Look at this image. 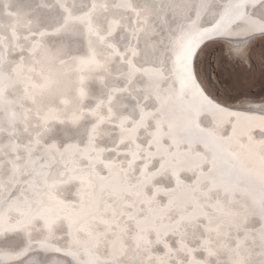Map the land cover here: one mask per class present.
Wrapping results in <instances>:
<instances>
[{
    "label": "snow or ice",
    "instance_id": "snow-or-ice-1",
    "mask_svg": "<svg viewBox=\"0 0 264 264\" xmlns=\"http://www.w3.org/2000/svg\"><path fill=\"white\" fill-rule=\"evenodd\" d=\"M261 6L114 0L134 18L123 26L125 47L107 53L122 82L109 90L122 98L121 114L111 118L116 160L96 175L100 159L70 168L71 147H33L13 136L0 150L8 166L0 175V264H173L175 253L191 252L189 227L205 232L201 250L208 239L226 241L227 264H264V84L258 92L247 84L257 72L252 53L264 45ZM213 54L246 63L248 75L210 77ZM68 179L70 199L56 186ZM106 201L110 215L100 225ZM234 208L239 216L230 215ZM244 217L255 227H241ZM146 233L163 252H152Z\"/></svg>",
    "mask_w": 264,
    "mask_h": 264
},
{
    "label": "bare ground",
    "instance_id": "bare-ground-1",
    "mask_svg": "<svg viewBox=\"0 0 264 264\" xmlns=\"http://www.w3.org/2000/svg\"><path fill=\"white\" fill-rule=\"evenodd\" d=\"M113 3L0 0V105L8 102L6 107L14 114V124H10L4 118L5 111H0V150L13 136L20 144L31 143L33 147L52 146L57 151L71 147L70 168L100 159L102 164L92 169L96 175L116 160L113 149L118 140L111 118L121 114L122 98L113 97L109 90L122 82L114 79L119 66L109 61L107 53L114 45L125 47L123 26L131 25L134 18L115 9ZM257 14L264 15V6L257 8ZM109 25L113 26L111 30ZM117 25L121 26L119 30ZM7 170L0 156V175ZM72 183L68 179L56 186L70 199ZM240 214L239 208L230 210L232 216ZM109 215L106 201L96 223L106 224ZM240 225L254 228L256 221L244 217ZM150 226H158L155 219ZM126 227L130 230L132 224ZM200 237H205L200 227L187 228L186 246L191 252L187 256L175 253L173 264L192 260L197 264H227L228 243L208 239L201 250ZM144 243L153 253L164 251L151 233H146ZM167 243L176 249V236L169 235Z\"/></svg>",
    "mask_w": 264,
    "mask_h": 264
},
{
    "label": "rangeland",
    "instance_id": "rangeland-1",
    "mask_svg": "<svg viewBox=\"0 0 264 264\" xmlns=\"http://www.w3.org/2000/svg\"><path fill=\"white\" fill-rule=\"evenodd\" d=\"M252 62L257 65V72L248 77V87L252 92H258L262 84H264V76L261 75L260 66L264 65V45H261L252 53ZM209 67V76L212 72H216L222 79H234L233 73L245 76L248 75L246 63H229L225 60L220 62L218 54H213Z\"/></svg>",
    "mask_w": 264,
    "mask_h": 264
},
{
    "label": "water",
    "instance_id": "water-1",
    "mask_svg": "<svg viewBox=\"0 0 264 264\" xmlns=\"http://www.w3.org/2000/svg\"><path fill=\"white\" fill-rule=\"evenodd\" d=\"M33 36H35V35H31L30 37H33ZM10 103V102H9ZM4 104H5V106H4V108H5V115H4V118H5V120H7V121H11V120H13V116H14V114L12 113V111H11V109H9V107H6L7 105H8V102H4ZM3 113H4V111H3ZM12 133V132H11ZM109 151H112V150H109ZM168 238V237H167Z\"/></svg>",
    "mask_w": 264,
    "mask_h": 264
},
{
    "label": "clouds",
    "instance_id": "clouds-1",
    "mask_svg": "<svg viewBox=\"0 0 264 264\" xmlns=\"http://www.w3.org/2000/svg\"><path fill=\"white\" fill-rule=\"evenodd\" d=\"M158 43H160V44H163V43H164V41H163V40H159V41H158Z\"/></svg>",
    "mask_w": 264,
    "mask_h": 264
}]
</instances>
